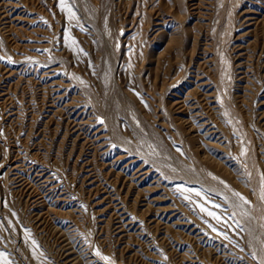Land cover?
I'll return each instance as SVG.
<instances>
[{
	"label": "rangeland",
	"instance_id": "1",
	"mask_svg": "<svg viewBox=\"0 0 264 264\" xmlns=\"http://www.w3.org/2000/svg\"><path fill=\"white\" fill-rule=\"evenodd\" d=\"M0 264H264V0H0Z\"/></svg>",
	"mask_w": 264,
	"mask_h": 264
},
{
	"label": "bare ground",
	"instance_id": "2",
	"mask_svg": "<svg viewBox=\"0 0 264 264\" xmlns=\"http://www.w3.org/2000/svg\"><path fill=\"white\" fill-rule=\"evenodd\" d=\"M69 237V236H68ZM65 238V237H64ZM66 241L65 242H67V239H65ZM63 241V240H62ZM64 242V241H63ZM71 245V244H70ZM66 246H64V248H65ZM72 247V246H71ZM68 248V247H67ZM71 249V248H70ZM62 250V249H61ZM68 250H69V248H68ZM73 250V249H72ZM65 251V250H64ZM68 252V251H67ZM71 252V251H70ZM73 252V251H72ZM62 253V252H61ZM69 257V256H68ZM71 257V256H70ZM72 258H73V256H72ZM70 259V258H69ZM68 259V260H69ZM71 260V259H70ZM73 260H74V258H73ZM64 263H65V261H63ZM67 262V261H66ZM70 262H72V261H70Z\"/></svg>",
	"mask_w": 264,
	"mask_h": 264
},
{
	"label": "snow or ice",
	"instance_id": "3",
	"mask_svg": "<svg viewBox=\"0 0 264 264\" xmlns=\"http://www.w3.org/2000/svg\"><path fill=\"white\" fill-rule=\"evenodd\" d=\"M211 214V213H210Z\"/></svg>",
	"mask_w": 264,
	"mask_h": 264
}]
</instances>
